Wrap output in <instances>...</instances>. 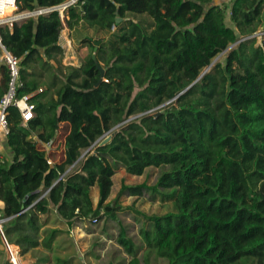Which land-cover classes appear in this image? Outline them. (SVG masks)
<instances>
[{"label": "trees", "instance_id": "16d2710c", "mask_svg": "<svg viewBox=\"0 0 264 264\" xmlns=\"http://www.w3.org/2000/svg\"><path fill=\"white\" fill-rule=\"evenodd\" d=\"M66 1L16 6L32 12ZM65 15L69 29L83 21L117 32L85 38L81 63L63 66L57 10L0 26L2 45L18 59L16 98L28 95L34 106L27 121L15 106L5 110L12 157H0V211L8 243L22 254L50 250L58 230H40L51 209L67 225L126 209L166 264H264V0H76ZM224 50V62L211 64ZM0 66L1 99L9 75ZM62 122L65 159L50 163L38 144L54 140ZM117 166L130 175L166 169L154 184H122L106 202ZM124 193L171 200L176 210L146 214L122 206ZM116 241L127 264H148L125 228Z\"/></svg>", "mask_w": 264, "mask_h": 264}, {"label": "rangeland", "instance_id": "374dc122", "mask_svg": "<svg viewBox=\"0 0 264 264\" xmlns=\"http://www.w3.org/2000/svg\"><path fill=\"white\" fill-rule=\"evenodd\" d=\"M228 0H221L220 4L227 5ZM18 13V11H16ZM24 13H27L26 11ZM228 13V12H227ZM229 14V13H228ZM34 15V14H32ZM226 23L233 26L226 19ZM117 32V27L111 30H98L97 28L88 27L83 21L79 22L73 28L69 29L63 23V28L60 35V43L64 47V56L61 60V65H78L81 63L83 57L90 51L84 42L85 38L107 40L111 34ZM258 31L257 38L260 37ZM98 43L100 41H97ZM225 52L218 54L213 59V64L217 61L223 63ZM0 63L1 60H0ZM208 70V69H205ZM47 75L43 73L42 82L46 81ZM60 129L65 131L63 125ZM2 147L6 154L10 150L3 141ZM166 167H148L140 176H132L128 174L124 168L117 166L116 172L113 176V186L107 200H113L117 195L122 184L136 185L146 181L147 184H154L160 175L161 171ZM93 193L98 194V188H92ZM119 203L122 206L133 205L136 209L146 214H164L176 210L173 201H162L159 197L155 201H150L148 194L142 197L128 196L126 193L122 194ZM136 214L131 210L122 209L116 213L115 218L103 215L96 224H92L90 219H82L75 221L72 225L56 226L60 231L55 251L59 255H49L42 247L34 248L26 254L21 256V264H47L51 260L60 256L61 258H68L71 264H127L130 256L127 255L123 248L118 245L116 237L121 230L125 228L128 236H130L136 244L137 256L144 263L147 258L148 264H166L167 260L156 256L155 250L147 249L143 243L139 228L143 223L136 221ZM54 218L52 217L51 224ZM56 222V221H55ZM58 223V222H57ZM22 253V252H21ZM7 252L5 246L0 240V264H10L6 260Z\"/></svg>", "mask_w": 264, "mask_h": 264}, {"label": "built area", "instance_id": "2783aa9c", "mask_svg": "<svg viewBox=\"0 0 264 264\" xmlns=\"http://www.w3.org/2000/svg\"><path fill=\"white\" fill-rule=\"evenodd\" d=\"M76 0H68L60 5L47 7L38 9L32 12L24 13L25 11H18L16 6V0H0V26L7 25L11 27L14 22H18L20 20H23L30 16H35L38 14H44L50 11L57 10L59 12V15L61 19L66 18L65 11L68 6L71 4H74ZM9 9H11V12H7ZM18 11V13H16ZM34 14V15H32ZM114 26H112L113 28ZM262 34V33H261ZM260 34V35H261ZM257 35V34H255ZM0 49L2 51L0 55V60L3 62L7 67V72L9 75L8 80V89L6 94L3 95V97L0 99V107H1V115H0V157L2 155L1 149H2V142L5 140L6 135L8 133V122L5 117V110L8 106L13 105L15 106L23 119V121L29 120L33 116V104L29 102V96L23 95L19 98H16V88L19 84V64L18 59L12 55L1 43V37H0ZM49 145V143H46V145ZM100 214H103V211L100 210ZM7 221V218L1 217V211H0V238L2 239V242L5 246L8 262L10 264H21L20 262V253L16 258H12L11 251L9 249V246H12V244L8 243L4 232H3V224ZM92 224H96L98 222L97 217H93L90 219Z\"/></svg>", "mask_w": 264, "mask_h": 264}, {"label": "crops", "instance_id": "0c3cea01", "mask_svg": "<svg viewBox=\"0 0 264 264\" xmlns=\"http://www.w3.org/2000/svg\"><path fill=\"white\" fill-rule=\"evenodd\" d=\"M221 0H216L217 3H220ZM231 2V0H228L227 4L229 5ZM8 12V11H7ZM61 18V17H60ZM65 19H61L63 23H65ZM67 27V26H66ZM68 28V27H67ZM59 44L63 47V45L60 43V39H59ZM64 48V47H63ZM1 65V63H0ZM0 76H1V66H0ZM61 125L64 126L65 128V131L62 130V128L59 130L56 138L52 141H50V144L46 145V144H38V148L41 149V150H45L46 151V155H47V158L49 160L50 163H62L65 159V154H64V138L66 136V134L68 133L69 131V124L67 122H62ZM4 141V140H3ZM49 143V142H48ZM2 145H3V142H2ZM1 153L3 156H6L8 157L9 159H11L12 157V153L11 151L9 152V154H6V152L4 151V148L2 147L1 149ZM114 176V175H113ZM113 176H112V186H113ZM132 176H140V175H132ZM94 188V187H93ZM111 190H112V187H111ZM111 190H110V193H111ZM94 190L91 189V197H92V201H93V204L96 205L97 201H98V194H95L93 193ZM110 195V194H109ZM130 196V195H128ZM136 198H138L137 196H134ZM141 197V196H140ZM108 201H111V200H106V202ZM4 204L3 202L0 200V210L3 208ZM133 206V205H132ZM42 219H43V225L41 227V230H40V235L41 237L46 233L48 232L49 230H52V229H56L55 227L56 226H64L67 225L66 223H64L63 221H61L57 214H56V211L54 209H51L49 213L47 214H44V215H41ZM52 217L54 218V221L53 223L51 224V220H52ZM56 221V222H55ZM58 222V223H57ZM58 230V229H57ZM59 233L60 231L58 230L53 242H52V248L50 250H46L43 249L49 254V255H52V253H55V255H59L57 254L55 251L57 250V246H56V242H57V239H58V236H59ZM1 242H2V239L0 238ZM2 245L3 242H2ZM13 245V251H12V257H15V252L17 251V249L19 250V253H20V259H21V256L24 255L21 253V248L18 246V245H15V244H12ZM41 247V246H39ZM38 248V247H37ZM33 250V249H31ZM15 251V252H14ZM29 252V251H28ZM22 254V255H21ZM59 258H61L60 256H58ZM57 258V257H56ZM55 258V259H56ZM55 259L51 260V262H49L48 264H54L55 262ZM63 259H68V258H63ZM6 260L8 262V257L6 256ZM47 264V262L45 263ZM71 264V263H70Z\"/></svg>", "mask_w": 264, "mask_h": 264}, {"label": "water", "instance_id": "95a60500", "mask_svg": "<svg viewBox=\"0 0 264 264\" xmlns=\"http://www.w3.org/2000/svg\"><path fill=\"white\" fill-rule=\"evenodd\" d=\"M119 20H121V18H117V21H119ZM95 43H96V45L98 44L97 41H96ZM229 48H230V47H228L226 50H228ZM226 50H224L223 52H226ZM92 57L95 58V51L92 53ZM211 64H213V61H212ZM97 66H98V68L100 69L101 73H103V72H104V69L100 67L99 63H97ZM204 72H205V71H203V72L200 74V76H199L196 80H198ZM163 105H164V104H163ZM157 114H158V113H156L155 115H157ZM110 137H111V135H108L106 138H104V139L101 141L100 144H104V143H106L107 141H109V140H110Z\"/></svg>", "mask_w": 264, "mask_h": 264}, {"label": "bare ground", "instance_id": "6f19581e", "mask_svg": "<svg viewBox=\"0 0 264 264\" xmlns=\"http://www.w3.org/2000/svg\"><path fill=\"white\" fill-rule=\"evenodd\" d=\"M0 115H1V107H0ZM12 247H13V245L12 246H9V249L11 251V255H12V251H13V248ZM18 255H19V250L17 249V251L15 252V257H12V258H16Z\"/></svg>", "mask_w": 264, "mask_h": 264}]
</instances>
